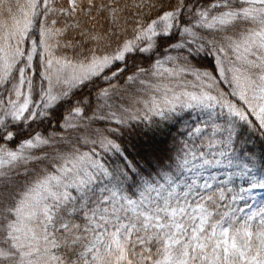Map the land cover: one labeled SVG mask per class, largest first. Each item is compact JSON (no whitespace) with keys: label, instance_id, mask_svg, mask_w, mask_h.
I'll return each instance as SVG.
<instances>
[{"label":"snow or ice","instance_id":"obj_1","mask_svg":"<svg viewBox=\"0 0 264 264\" xmlns=\"http://www.w3.org/2000/svg\"><path fill=\"white\" fill-rule=\"evenodd\" d=\"M254 189L264 0H0V264H264Z\"/></svg>","mask_w":264,"mask_h":264},{"label":"trees","instance_id":"obj_2","mask_svg":"<svg viewBox=\"0 0 264 264\" xmlns=\"http://www.w3.org/2000/svg\"><path fill=\"white\" fill-rule=\"evenodd\" d=\"M34 127H35V125H34ZM37 130H42V129H37ZM254 149H255L257 154H259L262 151V146H261V144H260V142L258 140L255 141V143H254ZM237 181H238V178H235V182H234V184H232V186H234L237 189V191H238L240 186H239ZM249 183H250V181H247V180L243 179L241 187H248ZM257 190H258V192H260V194L264 198V190H261V189H257ZM240 206H243L242 202H241Z\"/></svg>","mask_w":264,"mask_h":264},{"label":"rangeland","instance_id":"obj_3","mask_svg":"<svg viewBox=\"0 0 264 264\" xmlns=\"http://www.w3.org/2000/svg\"><path fill=\"white\" fill-rule=\"evenodd\" d=\"M237 182H238L239 186L241 187V184L243 182V179L238 178V181ZM230 187H234V186L230 185ZM251 196L254 198L255 201H259L260 199L263 198L262 195L260 194V192H258L257 189H254L253 190V192L251 193ZM254 200H249V203H253Z\"/></svg>","mask_w":264,"mask_h":264}]
</instances>
